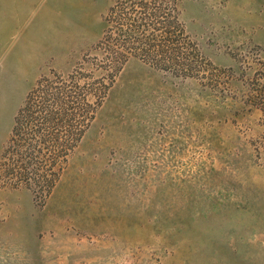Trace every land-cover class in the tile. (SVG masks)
<instances>
[{
    "label": "rangeland",
    "instance_id": "374dc122",
    "mask_svg": "<svg viewBox=\"0 0 264 264\" xmlns=\"http://www.w3.org/2000/svg\"><path fill=\"white\" fill-rule=\"evenodd\" d=\"M0 264H264V0H0Z\"/></svg>",
    "mask_w": 264,
    "mask_h": 264
}]
</instances>
